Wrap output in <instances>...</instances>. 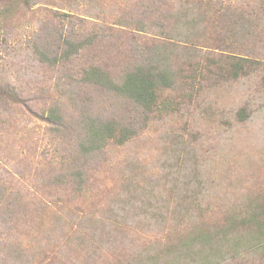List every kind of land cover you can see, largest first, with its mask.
Wrapping results in <instances>:
<instances>
[{
    "label": "rangeland",
    "instance_id": "374dc122",
    "mask_svg": "<svg viewBox=\"0 0 264 264\" xmlns=\"http://www.w3.org/2000/svg\"><path fill=\"white\" fill-rule=\"evenodd\" d=\"M61 36L79 52L43 61L45 48L50 59L66 51ZM166 43V52L191 48L185 57L197 69L180 60L184 69L138 134L80 160L85 113L122 124L144 118L125 96L84 81L85 69L98 65L117 79L135 50ZM236 57L250 61L234 78L228 60ZM54 107L60 120L52 122ZM184 159L201 169L203 211L160 234L127 229L114 247L101 243L97 263H83L91 245L75 238L86 212L108 215L126 183L184 197ZM81 170L82 182L68 178ZM263 201L264 0H0V264H156L134 262L190 224L222 227ZM177 262L157 264H199ZM212 264H264V246Z\"/></svg>",
    "mask_w": 264,
    "mask_h": 264
},
{
    "label": "trees",
    "instance_id": "16d2710c",
    "mask_svg": "<svg viewBox=\"0 0 264 264\" xmlns=\"http://www.w3.org/2000/svg\"><path fill=\"white\" fill-rule=\"evenodd\" d=\"M192 21L195 24L193 26L199 29L197 24L201 23V16L195 15ZM242 24L246 25L245 22ZM184 28L181 27L179 31L184 32ZM44 38L43 36L42 39ZM61 42L68 46L64 53L50 59L46 53L48 49L45 48V51H40L41 59L54 65L63 63L72 54L79 52V45H76L71 38H62ZM46 44L51 45L48 41ZM46 44L43 42L39 46L45 47ZM167 44L170 43L162 44V47H154L152 50H146L144 47L135 50L136 54L131 55L129 61L122 66L124 69L117 79H115L114 72L102 70L98 65L89 64L85 69L84 81L108 88L117 95L125 96L139 109L144 118L122 124L114 117L110 119L85 113L82 120L84 132L78 140L77 148L80 160L82 157L92 156L101 151L109 143L123 144L137 135L141 126L148 123V114L159 106L157 99L160 90L172 88L179 71L184 69L180 60L184 62L190 60L189 66L197 69L196 61H192L194 57H185L191 48L184 47L183 51L180 46L176 45L173 49L172 44L170 51L166 52L163 48ZM55 52L58 54V51ZM175 55L176 59H174ZM228 61H230L228 72L234 78L248 74L246 61L250 60L246 57H236ZM56 108L51 109V114L48 115L49 121L60 120ZM182 167H186V177H188L186 184L190 187L185 191L184 197L150 196L146 188L141 189L139 185L133 186L126 183L125 192L117 193L111 202L108 215L98 217L91 210L93 214L90 215L87 211L77 225L75 238L81 247H84L82 244L85 243L86 250L87 244L91 245L83 263H97L101 243L107 241L111 247H114V242L119 240V235L121 236V233L127 229L145 227L149 234L156 232L160 234L164 232L168 223L184 226L193 219V215L197 217V214L203 211L201 195H203L205 183L200 178L202 172L196 160L184 159ZM84 174L85 170L72 171L67 176L73 182H80L84 180L86 176ZM150 192L153 194L154 190L151 189ZM255 206L250 216L232 213L230 219L222 227L208 226L204 229L198 222L190 224L182 233L167 237L163 241L157 240L158 246L150 243L151 245L143 251L140 259L134 263H178L177 260L184 263H221L226 258L238 255L243 249H252L261 244L264 246V201ZM115 226L118 231L113 233L112 228ZM111 263L122 262L118 259Z\"/></svg>",
    "mask_w": 264,
    "mask_h": 264
}]
</instances>
